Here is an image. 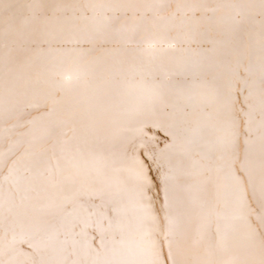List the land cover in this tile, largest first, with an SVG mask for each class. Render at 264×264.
<instances>
[{"label": "snow or ice", "instance_id": "1", "mask_svg": "<svg viewBox=\"0 0 264 264\" xmlns=\"http://www.w3.org/2000/svg\"><path fill=\"white\" fill-rule=\"evenodd\" d=\"M0 264H264V0H0Z\"/></svg>", "mask_w": 264, "mask_h": 264}]
</instances>
